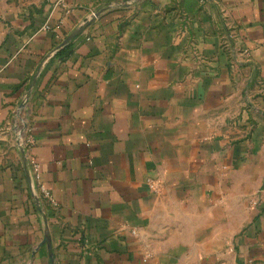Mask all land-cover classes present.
<instances>
[{"label":"crops","instance_id":"1","mask_svg":"<svg viewBox=\"0 0 264 264\" xmlns=\"http://www.w3.org/2000/svg\"><path fill=\"white\" fill-rule=\"evenodd\" d=\"M0 264H264V0H0Z\"/></svg>","mask_w":264,"mask_h":264},{"label":"built area","instance_id":"2","mask_svg":"<svg viewBox=\"0 0 264 264\" xmlns=\"http://www.w3.org/2000/svg\"><path fill=\"white\" fill-rule=\"evenodd\" d=\"M196 57L198 58L197 54L195 53ZM23 132L22 130L19 131V136H17L18 138V144L20 149L25 152V150H27L30 145H32L33 143V139L32 137H24L22 136ZM31 169H32V177L35 181V185L37 186L38 192L40 193V196L42 198L45 199H49V192L48 190L44 187V185L41 182V177H40V171H39V166L35 161L31 162Z\"/></svg>","mask_w":264,"mask_h":264},{"label":"water","instance_id":"3","mask_svg":"<svg viewBox=\"0 0 264 264\" xmlns=\"http://www.w3.org/2000/svg\"><path fill=\"white\" fill-rule=\"evenodd\" d=\"M72 38H73V35L68 36V37L62 42V45L67 44ZM45 241H47V240H45Z\"/></svg>","mask_w":264,"mask_h":264},{"label":"rangeland","instance_id":"4","mask_svg":"<svg viewBox=\"0 0 264 264\" xmlns=\"http://www.w3.org/2000/svg\"><path fill=\"white\" fill-rule=\"evenodd\" d=\"M257 120H258V118H255V119H254V121H256V122H257Z\"/></svg>","mask_w":264,"mask_h":264},{"label":"trees","instance_id":"5","mask_svg":"<svg viewBox=\"0 0 264 264\" xmlns=\"http://www.w3.org/2000/svg\"><path fill=\"white\" fill-rule=\"evenodd\" d=\"M63 52L62 51H60V54H62Z\"/></svg>","mask_w":264,"mask_h":264}]
</instances>
